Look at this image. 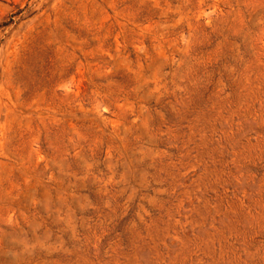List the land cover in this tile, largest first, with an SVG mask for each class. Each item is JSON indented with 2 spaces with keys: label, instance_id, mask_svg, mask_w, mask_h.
Wrapping results in <instances>:
<instances>
[{
  "label": "rangeland",
  "instance_id": "1",
  "mask_svg": "<svg viewBox=\"0 0 264 264\" xmlns=\"http://www.w3.org/2000/svg\"><path fill=\"white\" fill-rule=\"evenodd\" d=\"M0 264H264V0H0Z\"/></svg>",
  "mask_w": 264,
  "mask_h": 264
}]
</instances>
